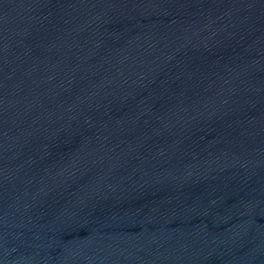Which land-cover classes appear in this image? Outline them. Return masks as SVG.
Wrapping results in <instances>:
<instances>
[{"label":"water","instance_id":"obj_1","mask_svg":"<svg viewBox=\"0 0 264 264\" xmlns=\"http://www.w3.org/2000/svg\"><path fill=\"white\" fill-rule=\"evenodd\" d=\"M0 264H264V0H0Z\"/></svg>","mask_w":264,"mask_h":264}]
</instances>
